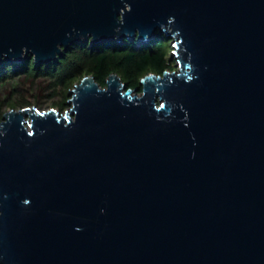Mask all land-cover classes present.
I'll use <instances>...</instances> for the list:
<instances>
[{
  "label": "water",
  "instance_id": "water-1",
  "mask_svg": "<svg viewBox=\"0 0 264 264\" xmlns=\"http://www.w3.org/2000/svg\"><path fill=\"white\" fill-rule=\"evenodd\" d=\"M174 37L179 72L116 73L0 123V264H264V0H0V65Z\"/></svg>",
  "mask_w": 264,
  "mask_h": 264
},
{
  "label": "rangeland",
  "instance_id": "rangeland-1",
  "mask_svg": "<svg viewBox=\"0 0 264 264\" xmlns=\"http://www.w3.org/2000/svg\"><path fill=\"white\" fill-rule=\"evenodd\" d=\"M159 36L160 34L147 42H140L138 39H128L130 41L129 44L124 42L127 39L124 38V40L119 41L110 39L106 40V42L104 41V43L108 44L106 46L108 51L117 50L118 56L116 61H118L122 55V50H130L132 47L135 49H141L142 47L148 49L149 47H153L151 43L158 39ZM114 40L118 41V45L111 44ZM174 41V37L160 38L159 45L157 44L158 46L154 45L153 47L157 46L155 50L157 49L158 52L165 55L166 63L164 70L158 71L148 68L143 72L131 74L130 77H127L117 65H114L110 74H118L126 84L127 89L134 90L139 87L133 94L141 95L143 93L141 81L149 73L163 75L165 71L179 72L177 58L173 56ZM94 46L89 39L81 40L68 52L62 61L51 66V72H47L48 70L43 67L44 64L37 70L33 60H31L28 66L25 65L24 68H16L17 74L12 73L15 70L10 67L8 74L0 80V123L9 110H19L28 106L35 107L40 111H49L55 108L60 114L68 112L72 108V103L69 102L72 98L70 91L84 77L93 75L94 56L104 52V49H96ZM102 86H106V84Z\"/></svg>",
  "mask_w": 264,
  "mask_h": 264
},
{
  "label": "trees",
  "instance_id": "trees-1",
  "mask_svg": "<svg viewBox=\"0 0 264 264\" xmlns=\"http://www.w3.org/2000/svg\"><path fill=\"white\" fill-rule=\"evenodd\" d=\"M167 37L165 33H160V36L158 39H156L153 43H151L154 47V45H159L160 38ZM168 38V37H167ZM80 42V41H78ZM74 43L72 47L70 48L67 53L65 52L63 56L59 58V60L54 61L50 64H44L43 67L48 70L47 72H51V66L57 62H60L64 59L65 56H67L68 52H70L74 46L78 43ZM91 42V40H90ZM106 42V41H105ZM124 42H127L130 44V41L128 39H125ZM152 42V41H151ZM121 43V42H120ZM113 45H118V41H112ZM122 44H124L122 42ZM94 48H102L104 49V52L99 53L98 55L94 56V65H93V75L97 78L98 82L101 85L106 84V77L110 72H112V67L114 65H117L119 69H121L124 74L127 77H130L131 74L140 73L148 68H153L158 71L164 70V65L166 63L165 55L163 53H160L155 50V48L158 46L149 47L148 49H145V47H142L141 49H135L132 47L130 50H122V55L120 56L119 60H117V50L115 51H108L106 49V46H108L107 43L101 42L98 44H94ZM33 60L35 62L34 57H30L29 59H25L23 62H3L2 65H0V80L4 78L9 72V68H14L15 71L12 73L17 74L16 68H24L25 65L28 66V64ZM35 66L38 69L41 68V65L36 64Z\"/></svg>",
  "mask_w": 264,
  "mask_h": 264
}]
</instances>
